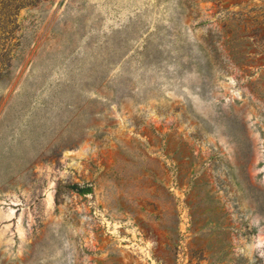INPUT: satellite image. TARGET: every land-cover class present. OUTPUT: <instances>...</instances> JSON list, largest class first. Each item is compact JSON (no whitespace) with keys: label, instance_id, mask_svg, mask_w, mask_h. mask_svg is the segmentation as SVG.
Segmentation results:
<instances>
[{"label":"rangeland","instance_id":"1","mask_svg":"<svg viewBox=\"0 0 264 264\" xmlns=\"http://www.w3.org/2000/svg\"><path fill=\"white\" fill-rule=\"evenodd\" d=\"M0 0V264H264V0Z\"/></svg>","mask_w":264,"mask_h":264},{"label":"trees","instance_id":"2","mask_svg":"<svg viewBox=\"0 0 264 264\" xmlns=\"http://www.w3.org/2000/svg\"><path fill=\"white\" fill-rule=\"evenodd\" d=\"M16 7H22L25 5H28L29 3L33 2V1H22V0H14Z\"/></svg>","mask_w":264,"mask_h":264}]
</instances>
